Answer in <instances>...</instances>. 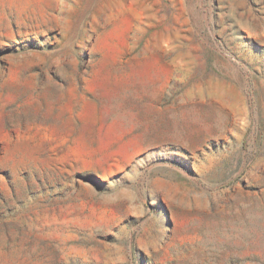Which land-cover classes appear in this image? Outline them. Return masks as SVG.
I'll return each mask as SVG.
<instances>
[{
	"label": "rangeland",
	"instance_id": "1",
	"mask_svg": "<svg viewBox=\"0 0 264 264\" xmlns=\"http://www.w3.org/2000/svg\"><path fill=\"white\" fill-rule=\"evenodd\" d=\"M0 264H264V0H0Z\"/></svg>",
	"mask_w": 264,
	"mask_h": 264
}]
</instances>
